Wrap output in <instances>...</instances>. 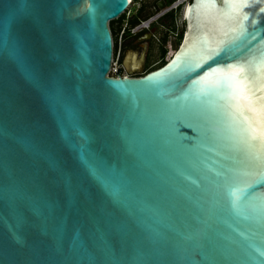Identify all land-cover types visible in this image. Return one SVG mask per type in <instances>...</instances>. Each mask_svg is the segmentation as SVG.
<instances>
[{
    "label": "water",
    "instance_id": "water-1",
    "mask_svg": "<svg viewBox=\"0 0 264 264\" xmlns=\"http://www.w3.org/2000/svg\"><path fill=\"white\" fill-rule=\"evenodd\" d=\"M129 5L0 0V264H264V0L111 76Z\"/></svg>",
    "mask_w": 264,
    "mask_h": 264
},
{
    "label": "rangeland",
    "instance_id": "rangeland-1",
    "mask_svg": "<svg viewBox=\"0 0 264 264\" xmlns=\"http://www.w3.org/2000/svg\"><path fill=\"white\" fill-rule=\"evenodd\" d=\"M161 1L162 0H143L141 5L145 7L144 13L157 14L160 10L157 8V4ZM175 2L180 3L179 7L173 11L172 17L163 22V26L161 21H159V25H153L155 26V32L152 37H150L151 31H148L149 33L143 31L136 36L132 35L131 29H129V27L126 28L125 24L127 23V19L135 12L136 6H132L130 11L126 13L125 21L122 23V26L119 25L116 31L113 30L114 41L116 40V35L119 34V30H124L126 28L127 31L126 34L121 36V41H118V44L121 42V45H118L120 47L119 61L117 64L118 69L122 68L120 63L126 52L135 53L141 62H143L144 55L147 54L146 63H142L139 70L126 72L130 73L132 76L143 74L146 69L147 71L157 69L163 62L167 61L172 56L180 41L179 36L185 31L183 10L190 0H176ZM148 46L149 49L147 50ZM164 51L165 56L162 59V52Z\"/></svg>",
    "mask_w": 264,
    "mask_h": 264
},
{
    "label": "built area",
    "instance_id": "built-area-1",
    "mask_svg": "<svg viewBox=\"0 0 264 264\" xmlns=\"http://www.w3.org/2000/svg\"><path fill=\"white\" fill-rule=\"evenodd\" d=\"M135 1L136 0H130L129 8L124 13H128L130 11V9L132 8V6H134V5L136 6V9L140 8L143 0H138L137 2H135ZM179 5H180L179 2H175L171 5H168L167 7L163 8V9H160L157 14H154V15L152 14L149 18L140 21L138 25H136L134 28L131 29L132 35L136 36L137 34L143 32V31H149L150 28L154 24L159 25V20L163 16H165V15L173 12L174 10H176L179 7ZM117 20H118V18L113 20V21H117ZM126 24H125V26H127ZM122 33H123V31L120 32L118 35H116L115 41L113 39L114 37H112L113 56H112L111 71L109 73V75H111V76H114L118 70L117 64L119 61V52H120L119 46L121 45V42L118 44V41H121ZM123 75H125V74H122V76Z\"/></svg>",
    "mask_w": 264,
    "mask_h": 264
},
{
    "label": "trees",
    "instance_id": "trees-1",
    "mask_svg": "<svg viewBox=\"0 0 264 264\" xmlns=\"http://www.w3.org/2000/svg\"><path fill=\"white\" fill-rule=\"evenodd\" d=\"M137 1H138V0H136L135 2H137ZM175 1H176V0H167L166 4H167V5H171V4H173ZM144 10H145V7H144L143 5H141L139 9H135V12L133 13V15L127 19V24H126L127 26H126V28L129 27V29H132V28H134L136 25H138L140 21L145 20V19L149 18V17L152 15V13H148V12H147V13H144ZM125 17H126V13L122 14V15L118 18L117 22L120 23V26H122V23L125 21ZM163 17H164L163 19H165V18H170V17H172V13H169V14L163 16ZM113 23H115V21H110V22H109V25H108L112 37H114V32H113V29H112V25H113ZM161 23H162V21H161ZM126 28H125L124 30H119V33L123 31L122 36H123L124 34H126V32H127V31H126ZM129 29H128V30H129ZM182 37H183V34L179 36L180 41L178 42L176 49L178 48V46H179V44H180V42H181ZM176 49H175V50H176ZM164 56H165V51H164L163 54H162V59H163ZM165 62H166V61H165ZM165 62H163L160 66H162L163 64H165ZM160 66H159V67H160ZM153 70H155V69H153ZM150 71H152V70H148V71H147V69H146L145 73H143V74H139V76H136V77L143 76L144 74H146L147 72H150Z\"/></svg>",
    "mask_w": 264,
    "mask_h": 264
},
{
    "label": "flooded vegetation",
    "instance_id": "flooded-vegetation-1",
    "mask_svg": "<svg viewBox=\"0 0 264 264\" xmlns=\"http://www.w3.org/2000/svg\"><path fill=\"white\" fill-rule=\"evenodd\" d=\"M166 2H167V0H162L160 3L157 4V8L160 9L159 6H161V5H162L164 8L167 7L168 5L166 4ZM171 13H173V12H171ZM163 18H164V17H162V18L159 20V21H162V26H163V22H165L166 19H169V18H165V19H163ZM184 25H185V23H184ZM150 31L152 32L150 37L154 36L155 26L151 27L150 30H149V32H150ZM147 32H148V31H147ZM149 32H148V33H149ZM150 37H149V38H150ZM148 49H149V46H148L147 50H148ZM128 53H130V52H126L125 55L123 56V58H122V60H121V63H120L121 66H122V61L124 60V58L127 57ZM162 54H163V52H162ZM146 58H147V54L144 55L143 62H141V60L138 58V60H139L138 62H140L139 69H140L142 63H143V64L146 63ZM131 66H132V65H131ZM139 69H138V70H139ZM136 71H137V70H136ZM123 72L125 73V75L131 76V77L139 76V75L132 76L130 73H126V72H129V71H126V70H124L123 68H121V74H124Z\"/></svg>",
    "mask_w": 264,
    "mask_h": 264
},
{
    "label": "bare ground",
    "instance_id": "bare-ground-1",
    "mask_svg": "<svg viewBox=\"0 0 264 264\" xmlns=\"http://www.w3.org/2000/svg\"><path fill=\"white\" fill-rule=\"evenodd\" d=\"M185 7H186V5H185ZM185 7H184V10H185ZM138 61H139L138 60V56L135 53L134 54L128 53V55L126 57V64H127V66L130 67L132 65L134 67L137 66L139 68L140 62H138Z\"/></svg>",
    "mask_w": 264,
    "mask_h": 264
},
{
    "label": "snow or ice",
    "instance_id": "snow-or-ice-1",
    "mask_svg": "<svg viewBox=\"0 0 264 264\" xmlns=\"http://www.w3.org/2000/svg\"><path fill=\"white\" fill-rule=\"evenodd\" d=\"M230 2H232V3H242L243 0H230ZM229 67H231V66H229ZM261 135L264 136V132H262Z\"/></svg>",
    "mask_w": 264,
    "mask_h": 264
},
{
    "label": "crops",
    "instance_id": "crops-1",
    "mask_svg": "<svg viewBox=\"0 0 264 264\" xmlns=\"http://www.w3.org/2000/svg\"><path fill=\"white\" fill-rule=\"evenodd\" d=\"M119 25H120L119 22H115V23H113V25H112L113 30L116 31V28H117Z\"/></svg>",
    "mask_w": 264,
    "mask_h": 264
}]
</instances>
